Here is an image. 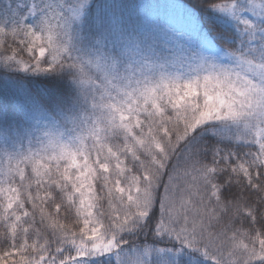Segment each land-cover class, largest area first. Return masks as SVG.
Wrapping results in <instances>:
<instances>
[{
	"label": "snow or ice",
	"instance_id": "1",
	"mask_svg": "<svg viewBox=\"0 0 264 264\" xmlns=\"http://www.w3.org/2000/svg\"><path fill=\"white\" fill-rule=\"evenodd\" d=\"M0 264H264V0H0Z\"/></svg>",
	"mask_w": 264,
	"mask_h": 264
},
{
	"label": "rangeland",
	"instance_id": "2",
	"mask_svg": "<svg viewBox=\"0 0 264 264\" xmlns=\"http://www.w3.org/2000/svg\"><path fill=\"white\" fill-rule=\"evenodd\" d=\"M151 3L161 4V5H164V4H180L176 0H151ZM158 13L162 19H164V18H171V19H175V20L179 19V11L175 10V9H160L158 11Z\"/></svg>",
	"mask_w": 264,
	"mask_h": 264
},
{
	"label": "trees",
	"instance_id": "3",
	"mask_svg": "<svg viewBox=\"0 0 264 264\" xmlns=\"http://www.w3.org/2000/svg\"><path fill=\"white\" fill-rule=\"evenodd\" d=\"M177 2H179V3H186L187 2V0H176ZM149 2H151V0H149ZM157 15H159V13L157 12ZM160 16V15H159Z\"/></svg>",
	"mask_w": 264,
	"mask_h": 264
}]
</instances>
